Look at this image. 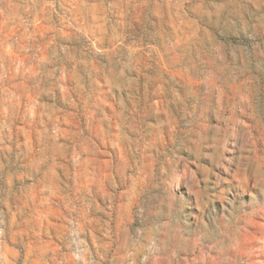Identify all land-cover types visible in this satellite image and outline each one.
I'll list each match as a JSON object with an SVG mask.
<instances>
[{"label": "rangeland", "instance_id": "obj_1", "mask_svg": "<svg viewBox=\"0 0 264 264\" xmlns=\"http://www.w3.org/2000/svg\"><path fill=\"white\" fill-rule=\"evenodd\" d=\"M0 264H264V0H0Z\"/></svg>", "mask_w": 264, "mask_h": 264}]
</instances>
